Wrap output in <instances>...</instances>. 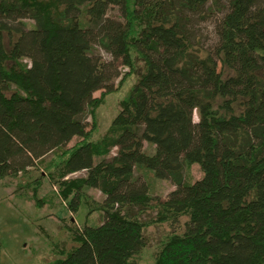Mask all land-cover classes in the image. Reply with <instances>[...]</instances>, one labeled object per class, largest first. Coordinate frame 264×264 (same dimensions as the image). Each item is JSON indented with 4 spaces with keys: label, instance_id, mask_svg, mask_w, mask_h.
Instances as JSON below:
<instances>
[{
    "label": "trees",
    "instance_id": "1",
    "mask_svg": "<svg viewBox=\"0 0 264 264\" xmlns=\"http://www.w3.org/2000/svg\"><path fill=\"white\" fill-rule=\"evenodd\" d=\"M206 19L209 45L196 38ZM120 65L136 79L93 140ZM55 150L69 208L102 220L71 230L74 245L46 264H138L161 223L153 264H264V0H0V179ZM141 169L174 188L151 195Z\"/></svg>",
    "mask_w": 264,
    "mask_h": 264
},
{
    "label": "rangeland",
    "instance_id": "2",
    "mask_svg": "<svg viewBox=\"0 0 264 264\" xmlns=\"http://www.w3.org/2000/svg\"><path fill=\"white\" fill-rule=\"evenodd\" d=\"M112 17L119 18V12L112 6L108 10ZM27 26L32 25L31 20H25ZM213 19L200 21L195 29L197 40L204 45L215 41ZM8 38L4 37L6 47H9ZM94 51L103 58L109 56L102 49L95 47ZM120 76L113 81L114 91L104 94L102 103L95 110L96 127L91 138L100 139L110 125L112 118L119 110V101L127 94L136 79L135 72H129L127 66H119ZM123 77L120 82V78ZM102 90L93 93L99 96ZM88 123L91 122L87 116ZM194 120L197 117L194 113ZM91 125V124H90ZM79 138L73 137L69 145ZM145 150L151 147L144 143ZM66 148V147H65ZM61 150L48 153L38 165L28 168L16 177L0 179V264H46L57 257L64 255L74 245L72 238L73 229H79L82 225H96L102 220L99 211L88 212L87 208L80 206L76 212L72 211L67 198L61 192L60 180L52 177L50 160H56L55 154ZM112 148L109 155L115 152ZM143 174L149 186V193L164 199L166 194L174 188V185L166 179H158L147 170L139 171ZM85 171H77L65 178H78L85 175ZM54 174V173H53ZM186 180L194 181L201 177L202 171L198 164L193 163L185 167ZM40 178L38 188L33 191L32 180ZM54 180V181H53ZM93 197L99 199L101 193L94 188H86ZM153 214V212H152ZM186 217H181L184 222ZM72 230V231H71ZM170 231L166 223L148 226L144 235L146 245L138 256V264H153L156 251L161 241Z\"/></svg>",
    "mask_w": 264,
    "mask_h": 264
}]
</instances>
